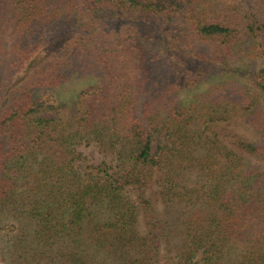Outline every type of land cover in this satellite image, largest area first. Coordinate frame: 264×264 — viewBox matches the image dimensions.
<instances>
[{"label":"trees","instance_id":"16d2710c","mask_svg":"<svg viewBox=\"0 0 264 264\" xmlns=\"http://www.w3.org/2000/svg\"><path fill=\"white\" fill-rule=\"evenodd\" d=\"M262 47L264 0H0V264H264Z\"/></svg>","mask_w":264,"mask_h":264},{"label":"rangeland","instance_id":"374dc122","mask_svg":"<svg viewBox=\"0 0 264 264\" xmlns=\"http://www.w3.org/2000/svg\"><path fill=\"white\" fill-rule=\"evenodd\" d=\"M242 1V0H240ZM250 2V0H247ZM259 59H257V63L259 66H264V47L260 48V54H259ZM76 86H74L73 84H67L65 86H63L62 88V93H66L68 94L71 90H73ZM233 131H235L236 134L241 135L243 137H246L248 140L251 141H260L262 140L263 134H261V136L256 135L254 129L250 128V127H244V126H235L233 128ZM263 141V140H262ZM79 151L82 153L83 155V159L85 160V164L87 165H99L102 162H104L105 160L108 162L109 165L111 166H115L116 162L115 161H111L110 158L106 159L104 158L103 155H101L98 150L92 146H83L79 148Z\"/></svg>","mask_w":264,"mask_h":264}]
</instances>
